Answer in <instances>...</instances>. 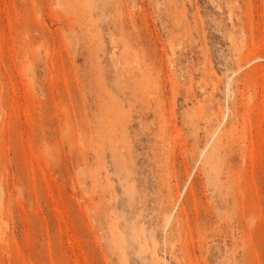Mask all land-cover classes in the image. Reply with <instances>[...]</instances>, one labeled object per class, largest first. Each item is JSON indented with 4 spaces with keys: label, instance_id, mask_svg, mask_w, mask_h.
<instances>
[{
    "label": "rangeland",
    "instance_id": "obj_1",
    "mask_svg": "<svg viewBox=\"0 0 264 264\" xmlns=\"http://www.w3.org/2000/svg\"><path fill=\"white\" fill-rule=\"evenodd\" d=\"M0 264H264V0H0Z\"/></svg>",
    "mask_w": 264,
    "mask_h": 264
}]
</instances>
